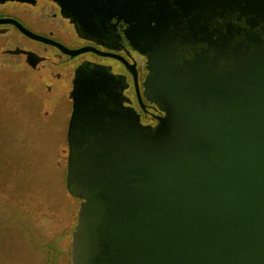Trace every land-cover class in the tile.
Listing matches in <instances>:
<instances>
[{
	"label": "water",
	"instance_id": "1",
	"mask_svg": "<svg viewBox=\"0 0 264 264\" xmlns=\"http://www.w3.org/2000/svg\"><path fill=\"white\" fill-rule=\"evenodd\" d=\"M238 1L264 7L202 2ZM245 33L150 85L154 128L81 88L67 132L71 264H264V33Z\"/></svg>",
	"mask_w": 264,
	"mask_h": 264
},
{
	"label": "flooded vegetation",
	"instance_id": "2",
	"mask_svg": "<svg viewBox=\"0 0 264 264\" xmlns=\"http://www.w3.org/2000/svg\"><path fill=\"white\" fill-rule=\"evenodd\" d=\"M202 1L0 0V78L19 79L41 120L67 117V148L82 90L154 128L164 112L150 85L185 60L216 58L218 41L231 50L245 31L264 33V7L252 14L244 2L206 9Z\"/></svg>",
	"mask_w": 264,
	"mask_h": 264
},
{
	"label": "rangeland",
	"instance_id": "3",
	"mask_svg": "<svg viewBox=\"0 0 264 264\" xmlns=\"http://www.w3.org/2000/svg\"><path fill=\"white\" fill-rule=\"evenodd\" d=\"M16 78H0V264H71L67 117L41 120Z\"/></svg>",
	"mask_w": 264,
	"mask_h": 264
}]
</instances>
